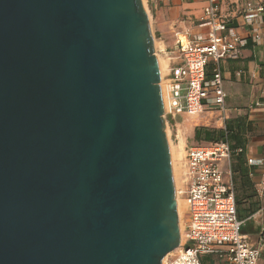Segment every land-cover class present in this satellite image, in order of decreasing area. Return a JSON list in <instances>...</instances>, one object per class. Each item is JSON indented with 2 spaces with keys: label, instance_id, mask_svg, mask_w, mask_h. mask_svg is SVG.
I'll return each mask as SVG.
<instances>
[{
  "label": "water",
  "instance_id": "water-1",
  "mask_svg": "<svg viewBox=\"0 0 264 264\" xmlns=\"http://www.w3.org/2000/svg\"><path fill=\"white\" fill-rule=\"evenodd\" d=\"M143 0H0V264H161L181 233Z\"/></svg>",
  "mask_w": 264,
  "mask_h": 264
},
{
  "label": "built area",
  "instance_id": "built-area-1",
  "mask_svg": "<svg viewBox=\"0 0 264 264\" xmlns=\"http://www.w3.org/2000/svg\"><path fill=\"white\" fill-rule=\"evenodd\" d=\"M201 1L203 16L198 27L206 32L194 35L186 28L175 32L164 115L175 120L218 111L225 125L221 62L239 60L248 38L264 48V38L258 41L257 37L264 24V0H245L235 18L221 13L220 0ZM254 106L259 108L263 103L259 100ZM240 153L242 150H232L228 141L194 145L186 150L184 188L179 192L185 206L181 240L172 252L173 258L161 264H258L264 244V222L258 243L253 245L241 230L244 221L236 210L231 156ZM246 163L264 169L262 158H247ZM257 195H264V180Z\"/></svg>",
  "mask_w": 264,
  "mask_h": 264
},
{
  "label": "crops",
  "instance_id": "crops-1",
  "mask_svg": "<svg viewBox=\"0 0 264 264\" xmlns=\"http://www.w3.org/2000/svg\"><path fill=\"white\" fill-rule=\"evenodd\" d=\"M245 0H220L221 13L230 18H235L240 14V9ZM201 0H181L174 7L175 13L183 12L184 17L179 22L180 29L187 28L194 35L204 34L206 30L199 28L202 20ZM258 32V41L264 38V24ZM239 34L247 35L242 31ZM242 49L239 60H226L221 62L222 79H224L225 92V122L245 124V131L241 134L245 138V160L247 158L264 160V48L262 45L252 43L248 38ZM168 75V74H167ZM166 75V78H167ZM261 101L263 106L256 108L254 103ZM183 117V116H182ZM212 119L214 126L223 128V118L218 111L203 112L194 119ZM209 121L207 120L206 123ZM250 185L241 184L236 178V194L243 202L242 208H247L250 204L258 205V209L244 220L242 232L249 243L257 245L261 225L264 222V195H257L260 183L264 180V169L258 166H249ZM258 264H264V244L260 248Z\"/></svg>",
  "mask_w": 264,
  "mask_h": 264
},
{
  "label": "rangeland",
  "instance_id": "rangeland-1",
  "mask_svg": "<svg viewBox=\"0 0 264 264\" xmlns=\"http://www.w3.org/2000/svg\"><path fill=\"white\" fill-rule=\"evenodd\" d=\"M181 0H143L144 7L147 15L149 16L150 22V30L152 31L153 40H154V48L156 54L166 61L165 69H163V75L161 81L166 84V75L169 72V68L171 67L172 58H174V44H175V32L181 30L179 27V22L184 17L183 12H174V7L177 6V3H180ZM184 29V28H182ZM187 29V28H186ZM167 67V68H166ZM195 116L189 117L184 115L183 117L176 118L175 120L165 118V131L167 132L168 144L171 148H176L181 139L184 140L185 146L184 151L190 147H194V145H204L205 142L196 141L194 139V129L195 128H206V129H219L214 126V122L212 119L207 118L209 121L206 123V119H194ZM183 165L179 164L178 161L175 162L177 166V170L175 172V176L173 178L174 184L176 185V189L178 194L176 198H179L177 208L179 212V208L184 204L183 198L179 196L180 190L184 188L183 186V175L185 172V155L182 161H180ZM181 168V170H180ZM227 168L224 167V171L226 172ZM226 177V174L224 175ZM183 202V203H182ZM185 208V206H183ZM175 254L170 253L165 258V260H169L173 258Z\"/></svg>",
  "mask_w": 264,
  "mask_h": 264
},
{
  "label": "trees",
  "instance_id": "trees-1",
  "mask_svg": "<svg viewBox=\"0 0 264 264\" xmlns=\"http://www.w3.org/2000/svg\"><path fill=\"white\" fill-rule=\"evenodd\" d=\"M230 120L225 122L224 128L219 129H206V128H195L194 129V139L196 141L205 142L204 145H210L213 143L228 141L232 150L241 149L242 153L233 154L231 156V178L234 182V196L236 202V210L238 213V218L241 221L246 220L253 212H255L259 207L257 204H250L247 208L243 207V202L236 194V178H238L241 184L247 183L250 185L249 170L245 160V138L241 136L243 131H245V124L240 123L235 124Z\"/></svg>",
  "mask_w": 264,
  "mask_h": 264
},
{
  "label": "bare ground",
  "instance_id": "bare-ground-1",
  "mask_svg": "<svg viewBox=\"0 0 264 264\" xmlns=\"http://www.w3.org/2000/svg\"><path fill=\"white\" fill-rule=\"evenodd\" d=\"M155 55H156V58H157V63L159 65L160 81H161V78H162V75H163V69H165V66L167 64H166V61L164 60V58L160 57L158 55V53L156 54V52H155ZM160 88H161L162 98L164 99V105H165V102H166L165 101L166 100V98H165L166 86L164 85V83L162 81L160 82ZM184 146H185V143H184V140L183 139L180 140V142L178 143V145H177V147L175 149L174 148H171L170 145H169V148H170V157H171V165H172V171H173V178H174L175 172L177 170L176 169L177 166L175 165V162L178 161L179 164L183 165L182 163H180V161L183 160L184 155H185V151H184L185 148H184ZM180 170H181V168H180ZM174 186H175V198H176V195L178 194V191L176 189V185L175 184H174ZM176 200H177V204H178L179 198H176ZM183 206H184V204H182V206L179 208V212H178V208H177V214L179 215V231L182 230V213L184 211V207ZM163 261H164V259H163Z\"/></svg>",
  "mask_w": 264,
  "mask_h": 264
}]
</instances>
